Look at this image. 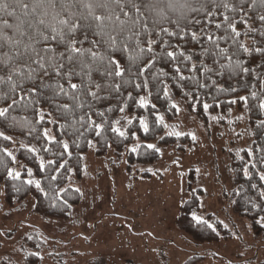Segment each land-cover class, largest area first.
Masks as SVG:
<instances>
[{
    "label": "snow or ice",
    "instance_id": "1",
    "mask_svg": "<svg viewBox=\"0 0 264 264\" xmlns=\"http://www.w3.org/2000/svg\"><path fill=\"white\" fill-rule=\"evenodd\" d=\"M257 6L261 14L250 23L246 9ZM257 21L261 29L256 28ZM239 24L244 25V32L239 30ZM257 32L264 37V0H251L247 4L245 0H0V119L13 127L27 128L31 135L37 131L35 125L46 118L48 123L55 124L62 116L87 108L88 112L78 121L82 126L86 125L100 136L104 124L109 123L112 132L123 137L126 133L118 126L120 121H108L107 112L95 111L93 106L114 97L123 101L119 107L121 113L129 100L141 109L148 108L150 100L146 95L133 99L132 92L126 97L122 93L127 87L148 89L147 74L158 56L179 61L175 71L180 73L179 79H186L180 63L187 67L194 54L187 49L178 53L172 47L173 38L194 42L193 46L200 44L201 57L213 58V67L201 58L199 67L191 64L190 72L203 69L206 74L215 71L220 75L227 71L232 75H251L253 70L241 57L255 53L264 58V46L255 40L246 42L241 37L251 38ZM222 42L227 46H222ZM163 90L167 96V85ZM250 95L258 100L259 109L264 111V76L258 77V90L251 91ZM62 98L68 102L62 103ZM238 100L247 103L248 96H239ZM43 104L51 105L56 114L45 110ZM151 107L155 109V105ZM172 107L179 111L177 105ZM203 107L208 109L209 105L205 103ZM28 109L36 117L34 122L11 115ZM93 114L101 118L100 123L92 118ZM123 119L125 127L133 122V118ZM136 119L145 133L150 131L144 116ZM155 123L170 127L159 114ZM42 135L50 143L56 141L47 129ZM167 135L178 137L183 133L169 131ZM189 135L196 139L193 134ZM0 138L13 139L3 131H0ZM58 143L63 149L61 157L63 154L70 156L69 144L66 141ZM20 147L30 153L38 151L23 143ZM147 148L159 151L154 144H148ZM48 150L43 149L44 152ZM0 152L3 153L0 165L5 167L8 177L20 179L21 172L7 167L5 159L14 163V153L6 147L0 148ZM56 163V160L41 158L39 167L44 171ZM65 165L66 161L59 163L55 171L59 172ZM27 172L30 178L24 183L43 191L40 180L31 178V169ZM245 175H248L247 167ZM51 179L57 177L53 175ZM260 180L264 181V173L260 174ZM260 196L264 197V192ZM224 227L227 228V224Z\"/></svg>",
    "mask_w": 264,
    "mask_h": 264
},
{
    "label": "rangeland",
    "instance_id": "2",
    "mask_svg": "<svg viewBox=\"0 0 264 264\" xmlns=\"http://www.w3.org/2000/svg\"><path fill=\"white\" fill-rule=\"evenodd\" d=\"M176 103L175 131H187L195 141L184 149L159 146L160 159L137 164L131 172L111 149L103 155L86 151L84 177L71 182L84 198L68 218L33 212L31 195L8 205L0 184V264H182L194 253L203 255L197 264H264V232L254 233L225 195L232 187L230 151L247 143L242 123L231 128L208 114L207 129ZM191 166L194 186L204 189L193 216L205 219L213 213L227 224L230 237L196 240L180 226ZM143 170L150 174L141 175ZM32 253L39 260L28 262Z\"/></svg>",
    "mask_w": 264,
    "mask_h": 264
},
{
    "label": "trees",
    "instance_id": "3",
    "mask_svg": "<svg viewBox=\"0 0 264 264\" xmlns=\"http://www.w3.org/2000/svg\"><path fill=\"white\" fill-rule=\"evenodd\" d=\"M251 0H245V3H250ZM249 13V22L261 14V9L257 6L254 9H246ZM222 19V17H219ZM239 20V17H237ZM257 29H261V25L257 21L255 23ZM239 30L245 31L244 25L239 24ZM222 34V33H218ZM242 40L251 43L255 40L256 43L264 46V37L259 33H255L251 38L241 37ZM172 47L180 51L185 49L193 53V60L185 67L184 63H180L182 75L186 79H179L180 73H176L175 67L177 62L170 61L166 56H158L151 71L148 72L149 80L148 89H135L127 87L123 90L122 96L126 97L130 91L133 94V99L140 95H146L150 100V106L141 109L129 100L124 113L119 111L122 106V99L109 97L98 104H95V111L107 112V119L110 122L120 121L119 127L125 131V136H119L113 133L109 123H105L100 136L92 129H87V126H82L79 123V118L88 109L78 110L74 114L62 116L57 123L52 124L47 122V118L41 124L35 125L37 131L31 135L28 134L27 128L19 126L13 127L8 121L0 119V131L13 139L4 141L0 138V148H8L16 157L13 163L9 158L7 167L16 169L19 164L21 178L12 180L8 177L5 167L0 165V184L2 185L4 201L8 205L21 202L28 195L33 196L34 203L31 210L44 217L48 218H68L76 204L80 203L84 198V193L80 187L71 183L72 181L81 180L84 177L85 171V152L92 150L96 155H103L110 149L117 155L123 156L125 161V170L131 172L135 165L140 163L153 162L161 157L159 146L170 147L174 146L177 149H184L185 145L192 144V135L187 131H183V135L174 136L167 135L169 131L162 125L155 123L156 115L164 117V123L169 125L171 131L176 130L174 119L178 115V111L172 107L177 105L176 101L184 104L185 108L196 114L207 129L209 128L208 114H212L217 122L227 123L233 128L237 123H242V130L245 133L247 143L231 150L229 154V170L231 175L232 187L225 195L231 200V208L234 213L239 216H244L249 228L254 233L264 232V197L260 196L264 192V181L260 180V174L264 173V111L258 107V100L251 97L250 92L258 90V77L264 76V58L253 53L252 55H242V60L247 67L252 69L251 75H232L227 71L223 74L213 73L206 74L203 69L197 71H189L191 64H196L199 67L201 57V45L194 42L177 40L173 38L171 41ZM222 46H227L223 44ZM159 53V49H157ZM188 54V53H186ZM209 67H213V58H203ZM126 63V58H123ZM157 75H153V74ZM161 81L163 83H161ZM167 85L168 95L165 96L163 87ZM235 89V91H233ZM248 96V101L242 102L238 100L239 96ZM236 100V103L231 101ZM61 102H68L61 99ZM207 103L208 109L203 105ZM155 105V109L151 107ZM42 107L53 112L54 108L49 104H43ZM178 107V106H177ZM111 111H108V109ZM236 112L235 114H233ZM18 119L27 118L30 121H35L36 117L31 109L20 110L11 113ZM144 116L150 127V131L145 133L139 125V120L136 117ZM123 117L133 118V122L125 127L126 121ZM93 119L97 123L101 122V118L93 114ZM74 121H77L74 123ZM175 126V128L171 126ZM63 126V127H62ZM47 129L49 134L56 138L54 142H48L44 139L42 133ZM83 133V135H81ZM241 131H236L240 134ZM135 134V135H133ZM239 137V136H237ZM66 141L69 144L71 155L61 153L63 149L58 142ZM91 141V144H89ZM156 141V147L159 151L147 148L148 144ZM27 144L35 147L37 153H30L20 144ZM139 145V147H136ZM136 151H132L133 148ZM48 148L47 152L43 149ZM251 153V154H249ZM3 153L0 152V156ZM56 160L57 163L41 171L39 167L40 159ZM65 168L56 172L59 163L65 162ZM253 164L255 167H253ZM247 167L248 175H245ZM27 169L32 171V179H38L41 182L43 191L37 189L34 185L24 183V180L30 178ZM141 175H149L150 172L143 170ZM196 169L191 166L187 172V190L189 195L180 204V226L196 240H215L221 237L228 238L231 232L225 228L221 220L213 213L208 212L205 219H197L193 216L194 212L200 206V195L204 189L201 185L194 186L196 181ZM55 175L56 180H52L51 176ZM255 185V187H253ZM19 189V190H17ZM63 189V191H61ZM79 189V191H76ZM211 225V227H209ZM43 242V241H41ZM202 254L194 253L188 256L182 264H197L202 260ZM28 262L39 260L37 254H29Z\"/></svg>",
    "mask_w": 264,
    "mask_h": 264
}]
</instances>
